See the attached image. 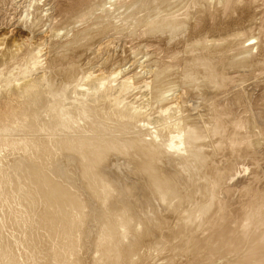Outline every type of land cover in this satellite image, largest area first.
<instances>
[{"label": "bare ground", "instance_id": "bare-ground-1", "mask_svg": "<svg viewBox=\"0 0 264 264\" xmlns=\"http://www.w3.org/2000/svg\"><path fill=\"white\" fill-rule=\"evenodd\" d=\"M141 1L142 0H0V264H41L38 262L37 257L40 253L41 261L42 258L46 259V249L52 254L56 264H81L78 258L79 255L75 254V249L78 242L81 241V237L86 236L84 231L86 230V226L88 228L89 223L87 224V221L89 220V216H92L88 213L90 212L89 208L92 206H87L89 201H87V198L85 200V196L100 203L96 209L101 213L102 217L106 215V217H103L105 224L102 222L104 225L101 227L98 234L100 237V250L113 247L110 241L104 240H106L108 233L118 231V228L122 229L125 224H129L125 226L123 230L125 238L131 240L134 239V237L136 238L137 236H135V234L138 233V231L142 234V232H140V230L143 229L142 225L137 219V221L133 222L131 220L132 217L128 213L126 214L127 211L125 212L124 208L130 210V207L128 208V201L125 202L124 198L120 196L121 194H113L108 191L109 187L105 184L106 182H110V169L114 167V164L110 162L111 155L127 154L130 155L129 157L131 158H136L137 161L147 156L148 158L166 159L172 162L171 166L176 167L181 160L182 163L183 160H190L192 162L194 156L207 151L205 149L212 146L211 140L214 139V137L212 139H210V137L222 131L218 126H213L212 129H208L210 132L205 133L206 131H204L203 133H199L196 130L198 127L195 128V126L191 125L188 110L193 104L191 100L193 97L191 93L194 91L191 89L193 85L190 83L187 85L184 84V86L182 84H180V86L174 84V81L170 79V73L173 70L167 69L172 67V63L174 62L173 56H168L166 59L165 57L160 58L157 55L158 46L171 44L173 37L170 33L176 29L184 31L187 28L190 36L192 34H197L203 26L204 17L207 19L221 13L224 14V11L231 6V3L239 7V14L246 15V13L252 12V4H254L253 2H256V0H242L240 4L237 1L241 0H235L236 3L234 0H225L220 9L215 8L214 0H203L199 10L191 9L196 3H199V0H171L168 8L163 10H161L162 8H157L147 15L135 13ZM141 8L139 10H141ZM254 11H258L260 17H262V19L264 18V6ZM115 18H119V21L116 22ZM18 27L22 30L20 40L15 37L9 43L6 42L10 38L7 39V35H11L12 31ZM6 29H8L7 32H2ZM255 31L257 32L248 33L244 40L242 36H239L240 34L236 33L234 37H231V40L238 42L237 44L242 43L240 47L241 53H247L246 56H249L248 58H259L262 55L264 56V30L257 27ZM82 40L84 41L81 42ZM219 40L222 41V39L215 40L213 38V40L211 39L206 45L213 49H220L224 42ZM232 49H234V47ZM189 50L190 49H188V51ZM252 53H254V55H251ZM71 60L79 62L80 65L78 66L83 67L80 71L81 74L77 76L74 81L69 82L65 79H61L57 84L54 80H50L49 67L53 66L54 69L59 68L67 72L69 67L70 69L75 67V65H71ZM213 60L214 59H212V61ZM227 72L228 71H226V73ZM231 73L233 74V72ZM228 76L230 75L228 74ZM233 76L231 77L233 78ZM235 76L237 77L238 75ZM254 77L253 79H255ZM220 78H222V76ZM260 82H262V79ZM258 85L264 86V83ZM224 86H226V84ZM204 91L207 92V90ZM204 91L203 93L205 94ZM207 93L210 94V92ZM209 94L205 96L208 97ZM198 95L199 94H197V96ZM227 100L228 99H226V101ZM244 102L246 101L244 100ZM195 103L196 102H194V104ZM202 104L204 105L205 103ZM214 107L216 108V106ZM259 111L256 112L258 113ZM219 112L216 114L218 115ZM210 114L209 116L212 115ZM223 114L224 113L220 115ZM255 117L254 115V118ZM226 122H228V120ZM226 122L225 124L223 122V124H229L230 126L231 122L227 124ZM218 125L222 127V124ZM237 131L238 130H236V132ZM228 135L229 138L230 135L232 136V134ZM224 139L222 138V140ZM235 141L236 139L233 138V145H235ZM241 143H243V141H241L240 144ZM240 147L243 148L244 146ZM240 147L239 150H241ZM226 150L228 151V149ZM8 156H11L13 159L10 163L14 168L13 171L11 170V165L4 163V159L6 157L8 158ZM259 158H262V156L260 157L259 155ZM202 159L201 157V161ZM128 160L125 169L129 173L130 170L134 169V166L130 162L131 159L129 162ZM243 164L244 163H242V165ZM138 165L135 166L138 167ZM141 165V169L151 168L148 164H145L147 167ZM242 165L237 164L236 169L235 163H228L227 168L230 172L224 174L222 177L231 181L233 177L237 176L238 178V176L244 175L246 171V173H248L251 167L247 168ZM259 165L256 168H259ZM256 168L254 167L255 170ZM114 171H116V169ZM172 171L175 172L176 168L175 171ZM61 173L65 174L64 177L62 176L63 178L60 177ZM114 173L115 172H113V174ZM169 173L171 174V172ZM218 173L219 172H217V175ZM74 174L77 177H75V179L78 180V183L75 185L74 180H72ZM153 174L154 173H148L145 176L148 175L150 176L149 178H151ZM69 175L73 176H70L72 179ZM208 177L210 179V175ZM114 178L116 177L114 176ZM140 179L141 178H139V180ZM180 179L181 178H179V180ZM190 179L193 180L192 178ZM152 180L153 183L149 182L153 184L155 189L159 190L161 179L154 177ZM113 181H115V179ZM213 182L214 181H212V183ZM191 184L193 185L194 183ZM202 184L207 185L208 183ZM185 185L187 184H184L183 187ZM260 187H264V185L261 184ZM212 189L210 188L211 191ZM236 189H231L232 192L230 195H232ZM84 190H86L89 195L83 197L81 193H84ZM214 190L216 191V189ZM164 191L165 198L173 194L169 187H165ZM175 193L174 195H176ZM192 193H194V191ZM192 193L190 192V194ZM105 194L106 197L104 198L103 195ZM214 195H216V193H214ZM17 196L27 201V205L31 206L30 201L35 202L32 206H38V208H35V215L33 214L34 218L31 216V220H28L29 214L26 213V205L16 201L17 199H15V197ZM223 196L224 195H222V197ZM102 197L104 200H102ZM114 197H116L115 200L112 199ZM182 200L179 202L174 201L171 207L173 206L176 210L179 206H184V200ZM214 201L217 203V200ZM98 207L100 210H98ZM91 209L93 210V208ZM209 210L210 209H207L205 213L208 214ZM113 211H115L116 214H118V211H121L123 219L114 218L113 213L110 215ZM238 213L236 216L239 217L241 212ZM260 213H262L263 216L254 215L255 219L259 220V225L249 223L246 219H241L238 223L236 222V227L232 228L230 235L228 237L226 236L227 239L225 243L221 245L228 247L231 251L233 246H238L240 249L242 247L243 237L245 239L247 233L253 234L254 240L257 238L262 239V243L256 244V248L252 249L255 260L251 264H264L263 206L260 207ZM169 215L170 213L168 216ZM225 215L224 213L223 216ZM94 216L95 214L90 217V220L95 218ZM228 218L227 216V219ZM222 219L223 217L220 215V217L215 220L217 226L221 225V227H224V220ZM208 221L209 220H207V222ZM183 224L184 223H182V225ZM182 225H180V229L183 228L181 227ZM192 225L193 224H191V227ZM186 228L188 229L190 227ZM4 229L7 230L5 233H3ZM89 230L90 229H88V231ZM133 230H136V233L135 231L133 232ZM96 232L98 231L96 230L94 234ZM120 233L118 231V234ZM223 233L219 232L217 236ZM59 239H61V242H59ZM201 240L202 245L206 242V246L204 247L209 250L208 252H211L210 250L215 249L217 246L220 247L221 244H217L218 242L215 243V240L210 238V236L206 238V235L205 238ZM119 241L121 242L120 238ZM244 248L242 249L245 250ZM225 249L228 251L227 248ZM219 252L223 253L222 250ZM234 255H236V253ZM110 258H113V256Z\"/></svg>", "mask_w": 264, "mask_h": 264}, {"label": "rangeland", "instance_id": "rangeland-1", "mask_svg": "<svg viewBox=\"0 0 264 264\" xmlns=\"http://www.w3.org/2000/svg\"><path fill=\"white\" fill-rule=\"evenodd\" d=\"M202 1L203 0H199V3H196L195 6L191 9L199 10L200 6L202 5ZM224 1L225 0H214L215 8L220 9L223 6ZM243 1H246V0H243ZM169 2H171V0H149V1L148 0H142L138 4L135 13L141 14V15H147V14L153 12L157 8H162L161 10H163V9H166L169 7ZM234 2L236 3L235 0H234ZM237 2L240 4L242 2V0L237 1ZM253 3L254 4H252V12L246 13V15L245 14H239V9H238L239 7L236 4L234 5L231 3V6L228 7L224 11V14L221 13L219 15L209 17L207 19H206V17H204L203 26L200 29V31H198L197 34H195V35L192 34L190 36V33H188L187 28L184 31H179L176 29L175 31H171V33H170L173 37V39L171 40V44L169 43L168 45H159L158 46V52H157L158 54L157 55L160 58L165 57V59H166V58H168V56H170V57L173 56L174 62L172 63V67H169L167 69L173 70L170 73L171 74L170 79H172L174 81V84H178L179 86H180V84H182L184 86V84L187 85L190 83L193 85L191 89L194 91L191 93L193 95L191 100L193 101V104H194V102H196L197 104L196 103L194 104L196 107L192 104V106L190 108L191 111H190V109L188 110V116H189V119H190L189 121H190L191 125L195 126V128L198 127L196 130L199 133H203L204 131H206L205 133L210 132L209 130L212 129L213 126H216V127L218 126V128H220L222 131H220V133H216L217 135L215 134L214 136L210 137V139H212L213 137H214V139L211 140L212 146L207 147L205 149L207 151H205L204 153L198 154L199 156L198 155L194 156V159H192L193 160L192 162L190 160H188V161L183 160V163H182V160H181V162L178 163V165H177L178 167L177 166L176 167L171 166L172 162H170L169 160H166V159L162 160L160 158L156 159L154 157L148 158V156H147L146 158L141 159L140 161H137L136 158H131V157H129L130 155H127V154L111 155L112 157L110 158V162L112 164H114V167L110 169V171L112 172V173L110 172V177H109V180L111 179L110 182H106L105 184L109 187L108 191L112 192L113 194H116V193H118L119 195L121 194L120 196L124 198V201L125 202L128 201L127 203L129 205L125 202L124 203L126 205H128V208L130 207V210H127L125 208H124V210H125V212L127 211L126 214L128 213L132 217V218L131 217L130 218L133 222L137 221V220H138V222H140V224L143 227V229L140 230V232H142V234L139 233V231H138V233H136V230H133V232L135 231V233H136L135 236H137V237L136 238L134 237V239H132V240L125 238V233L123 230L125 229V226L129 225V224L128 225L125 224V226L122 227V229L121 228L117 229L119 231V233L121 232L120 234H118V231L110 232V233H108L106 240H104V241H110L112 243L113 247L109 248V249L106 248V250H104V249L100 250L101 249V247L99 246V242H100L99 238L100 237L98 234L100 232L101 227L105 224V222L103 221L104 220L103 217H106V215H104L103 217L101 216V213H99V211H97V209H96L100 203H97L95 200L91 199L90 197L85 196V195H89V193L87 194V191L84 190V193L82 192L81 195L83 194V197L85 196V200H86V198L88 199L87 201H89V202L88 203L86 202L87 206L89 205V207L92 206L91 208H93V210L91 208H89L90 212H88V213L92 216L95 214V216H94L95 218H93L94 220L92 219L93 220L92 221V220H90L91 219L90 217H92V216H89L90 221L89 220H88L89 222L87 221V224L89 223L88 228L86 226V230L84 231L86 233V236H84L85 238L81 237V241H79L78 244L76 245L75 254L79 255L78 258L80 259L81 264H251L252 262H254L255 256L252 254V249L256 248V246H255L256 244L262 243V239L257 238L256 240H254L253 234L247 233L246 234L247 237H245V239L243 237V243L245 245L242 243V245H241L242 247L240 246L241 247L240 249L238 248V246H233L232 248L229 246L232 249V251H231L230 249H228V247H225L224 245H223L224 247L221 246L222 243L223 244L225 243L227 237L232 232V228H235L236 227L235 225L239 221H241V219L242 220L246 219L249 221V223L259 225L258 224L259 220L255 219L254 215L263 216L262 213H260V207L263 206V208H264V200H263L264 199V187H260V186H261V184L264 185V160H263L264 159V131H263L264 130V111H262V110H264V108H262V107H264V105H263L264 104V86L258 85V84L264 83V80H263L264 79L263 78L264 77V71H263V69H264V56L262 55L259 58H248L249 56H246L247 53H241L240 47L242 46L241 45L242 43L241 44L239 43L240 44L239 45V44H237L238 43L237 41L231 40V37H234L236 34H240L239 36H242V39L244 40V38L247 37L248 33L257 32V31H255L257 29V27H260V29L264 30V18L262 19V17H260V15L258 14V11H256V12L254 11V10H259V9L263 8L264 0H256V2H253ZM261 3H263V4H261ZM217 5H218V7H217ZM141 6H142V8H141ZM140 8H141V10H139ZM149 9H151V10H149ZM248 15H250V16H248ZM245 17H248V18H245ZM245 19H247V20H245ZM115 21L118 22L119 18H115ZM5 31L7 32L8 29H6L2 32H5ZM21 33H22V30L19 29V27L14 29L11 33L12 36L10 34L7 35V39L9 37L10 38L6 42L9 43L15 37H16V39L18 38L20 40V37H21L20 34ZM242 33H244V34H242ZM187 34H188V36H187ZM213 38L215 40L222 39V41L221 40H219V41L224 42L223 46L220 49H213V48L208 47L206 45L207 43H209V41L211 39L213 40ZM83 41L84 40H82L81 42H83ZM202 41H203V43H202ZM228 41H229V43H228ZM170 45H172V46H170ZM188 45H189V47H188ZM168 47H171V48H168ZM176 47H178V48H176ZM233 47H234V49H232ZM159 49H160V51H159ZM171 49H172V51H171ZM188 49H190L191 51L190 50L188 51ZM196 50H197V52H196ZM199 50H201V51H199ZM253 52H254V49H253ZM180 53H181V55H180ZM185 53H188V54H185ZM251 55H254V53H252ZM244 57H246V58H244ZM212 59H214V60L212 61ZM208 63L210 64V66ZM71 65H75V67L70 69V67L67 66V67H69L67 72L62 70V69H59V68L54 69L53 66L49 67L48 70L50 71L49 72L50 80H54V82H56L57 84L61 81V79H65L66 81H69V82L74 81L75 78L81 74L80 71H81V68H83V67L78 66V65H80L79 62H75L74 60L73 61L71 60ZM216 67H217V69H216ZM188 68H189V70H188ZM216 70H218V71H216ZM226 71H228L229 73L228 72L226 73ZM231 72H233L234 76L235 75H238V76L234 77ZM239 72H242V73H239ZM187 73H189L190 75ZM215 74H216V76H215ZM228 74L230 76H228ZM54 75H55V77H54ZM186 75H188V76H186ZM212 75H214V76H212ZM185 76H186V78H185ZM218 76H220V77L222 76V78H220ZM231 76H233V78L235 80ZM240 77H242V78H240ZM253 77L255 79H253ZM57 78H58V80H57ZM251 79H253V80H251ZM261 79H262V82H260ZM221 80L223 81V84H222ZM225 84H226V86H224ZM258 86H260V87H258ZM195 87H197V88H195ZM200 87H202V88H200ZM225 88H226V90H225ZM260 88H263V89H260ZM204 90H207V92H210V94ZM203 91L205 92V94L203 93ZM243 92H244V94H243ZM195 94H196V96H195ZM197 94H199L198 96H200V97H198ZM201 94H202V96H201ZM207 94L210 95V96L208 95L209 98L206 97ZM215 95H216V97H215ZM201 97H202V100H201ZM210 98H211V100H210ZM206 99L209 101H207ZM226 99H228V100L226 101ZM244 100L246 102H244ZM234 102H235V104H234ZM202 103H205V104L203 105ZM210 103H211V105H210ZM254 104H256V105H254ZM229 105L231 106V108ZM214 106H216V108ZM252 106H254V107H252ZM194 107H195V109H194ZM245 107H246V109H245ZM258 107H260V108H258ZM206 108H207V110H206ZM259 110H261V111H259ZM256 111H259V112L257 113ZM218 112H219V114L217 115L216 113H218ZM208 113L209 114L211 113L212 115L210 114L211 116H209ZM222 113H224V114L220 115ZM254 115L256 116L255 118H254ZM212 116H213V118H212ZM220 116H221V118H220ZM245 117L248 119H246ZM208 118H210V119H208ZM226 119L228 120V122H226L227 121ZM257 120H258V124H257ZM223 122H224V124H225V122H226V124L230 123V122L231 123H230V126H229V124H227L228 125L227 126V125H224ZM218 124H222V127ZM230 127H231V129H230ZM236 127H237V129H236ZM236 130H238V131L236 132ZM241 130H242V132H241ZM248 133H249L250 137H249ZM228 134H232V136L230 135L231 139L229 138ZM222 138L223 139L225 138V139L222 140ZM233 138L236 139L235 142L237 144L235 143V145H233L234 143H232ZM241 141H243V143L240 144ZM254 141H256V142H254ZM222 145H224V146L226 145L227 147L225 146L226 147L225 148ZM232 145L234 146V149H233ZM238 145H239V147L240 146H242V147L244 146V147L243 148L240 147L241 150H239ZM226 149H228V151ZM231 154H234V155H231ZM259 155H260V157L262 156V158H259ZM211 156H212V158H211ZM201 157L203 158L202 161H201ZM127 158L129 160L131 159L130 162L134 166V169L130 170L129 173L125 169V165H126L127 160H128ZM11 159H12L11 156H8V158L6 157L4 159V163L11 165V170L13 171L14 168H13L12 164H10L13 161V159L12 160ZM120 160H122V161H120ZM129 160H128V162H129ZM228 163H235L236 164L235 168L237 167V164L242 165V163H244L242 166H245L247 168H249V167H251V168L253 167V168H252V170L250 168L248 173H246L247 172L246 171L244 175H241L242 177L238 176V178H237V176H236V177H233L231 181H229V180H226L225 178L222 177L224 174L230 172V170L227 168ZM141 164L143 165V167H147L145 164H148L151 166V168L141 169V167H140ZM256 164H258V165L260 164L259 168H256V167H258V165H256ZM135 165H138V167H136ZM169 165H170V167H169ZM181 165H183V166H181ZM167 166H168V169H167ZM194 167H196V168H194ZM254 167L256 168V170L254 169ZM170 168L174 171L176 168V171L173 172ZM115 169H116V171H114ZM177 171H179V172H177ZM113 172H115V173L113 174ZM169 172H171V174ZM217 172H219L218 175H217ZM116 173H118V174H116ZM148 173H154V174L151 175V178H149L150 176H148V175L145 176ZM172 173H174V174H172ZM212 173H214V174H212ZM64 175L65 174L61 173L60 177L63 178ZM189 175L192 177H190ZM209 175H210V179L208 177ZM70 176L71 175H69V177ZM73 176H74V178L72 179L71 177H73ZM73 176H71L70 178L72 180H74V185H75L78 183V180L75 179V177H76L75 174ZM114 176L116 178H114ZM66 177H67V175H66ZM154 177H157V179H161L159 190L155 189L153 184L150 183V182L153 183L152 178L154 179ZM178 177L181 178L180 179L181 181L179 180ZM139 178H141V179L139 180ZM190 178H192L193 180H191ZM112 179L113 180L115 179V181L116 180L117 181L115 182ZM145 179H147L148 181ZM120 180L122 183L120 182ZM212 181H214V182L212 183ZM189 182H190V184H189ZM221 182H223V183H221ZM231 182H233V183H231ZM110 183H113V184H110ZM148 183H150V184H148ZM183 183L187 184V185H185L186 187L185 186L183 187V185H184ZM191 183H194V184L192 185ZM202 183H206V184L208 183L207 185L209 187L205 184H202ZM197 184H198V186H197ZM224 184H226V185H224ZM190 186H191V188H190ZM196 186H197V188H196ZM146 187H147V189H146ZM149 187H151L152 189ZM165 187H169L173 193L168 198L164 197V192H165L164 188ZM213 187H215V188H213ZM210 188L211 189L213 188L212 189L213 192L210 190ZM243 188H246V189H243ZM201 189H203V190H201ZM214 189H216V191ZM231 189H236V191L233 192L232 195H230L232 192ZM81 190H83V189H81ZM207 190H208V192H207ZM183 191H185V192H183ZM193 191H194V193L196 191V193L195 194L192 193ZM190 192L192 194H190ZM198 192H200V193H198ZM202 192H203V194H202ZM174 193L176 195L177 194L178 195L176 196V195H174ZM214 193H216V195H214ZM106 194H107V192H106ZM106 194L103 195L104 198L106 197ZM160 194H161V196H160ZM183 194H185L187 197ZM197 194H198V196H197ZM122 195H125V196H122ZM190 195H192V196H190ZM193 195L195 196V198ZM222 195H224V196L222 197ZM229 195H230V197H229ZM237 196H238V198H237ZM103 197H102V200H104ZM173 197H174V199H173ZM184 197L187 201L184 199ZM210 197H212L213 199ZM115 198L116 197H114L112 199L115 200ZM15 199H17L16 201H19L22 204L26 205L25 207L27 209H25V210L27 211L26 213L29 214L28 220H31V216H32V218H34L33 214L35 215V211H36L35 208H38V206L37 207L32 206V205H34L35 202L30 201L31 202V206H30V205H27L28 204L27 201L23 200L19 196L15 197ZM129 199H130V201H129ZM182 199L184 200V203H183L184 206H179V208H176V210H175V208H173V206L171 207V205L174 204V201L179 202ZM214 200H217V203ZM253 204H254V206H253ZM207 205H208V207H207ZM240 205H242V206H240ZM243 205H245V206H243ZM93 206H95V207H93ZM162 206H164V207H162ZM237 206H238V208H237ZM246 206H247V208H246ZM234 207H236V208H234ZM226 208H227V210H226ZM95 209H96V212H95ZM170 209H172V210H170ZM207 209H210L208 214L205 213V211ZM235 209L236 210L238 209L237 211L239 213L240 212L241 213L239 214ZM98 210H100L99 207H98ZM91 211L92 212L94 211V212L92 213ZM189 212H191V213H189ZM211 212H212V214H211ZM112 213L114 215V218L117 217L120 220L123 219L121 211H118V214H116V212L113 211V212H111L110 215H112ZM169 213H170V215L168 216ZM187 213L190 215V217ZM224 213L229 217L228 219H227L226 215L223 216ZM237 213L239 214V217L236 216ZM0 214H1V210H0ZM199 215H200V217H199ZM213 215H215V216H213ZM220 215H222V217H223L222 220H224V225H223L224 227H221V225L217 226V224L215 223V220L218 217H220ZM242 217H244V218H242ZM178 219H180V220H178ZM207 220H209V221L207 222ZM232 220H234V221H232ZM102 222H104V224ZM179 222H182L184 224L182 225V223H179ZM233 222H235V223H233ZM145 223H147V224H145ZM178 224L182 225L181 227H183V228L180 229L179 228L180 225H178ZM191 224H193L192 225L193 228L191 227ZM230 224H232L234 226H232ZM186 227H190V228L187 229ZM88 229H90V230L88 231ZM220 229H223L224 231L220 230ZM96 230L98 232H96L95 233L96 235H95L94 232ZM143 230H144V232H143ZM188 230H189V232H188ZM6 231L7 230L4 229L3 233H5ZM206 231L208 232V234ZM200 232L201 233L203 232V233L201 234ZM216 232H217V234H216ZM219 232L220 233L224 232V233L217 236ZM90 234H92V235H90ZM113 234H114V236H113ZM199 234H200V236H199ZM215 234L217 237L215 236ZM205 235H206V238H208V236H210V238L215 240V243H217V242H218L217 244L221 243L220 247L217 246L219 249L216 247L215 249H211L210 250L211 252H208L209 250H207L204 247V246H206V242L204 243V245H202V243H201V241H202L201 239H204ZM252 236H253V238H252ZM256 236H257V234H256ZM199 237H202V238H199ZM218 237L221 239H219ZM119 238H120L121 242L119 241ZM248 238H249V240H248ZM93 239H96V240H93ZM167 239H169V240H167ZM184 239H187V240H184ZM244 241H246V242H244ZM59 242H61V239H59ZM82 243H83V245H82ZM244 246H245V248H244ZM115 247H117L119 249H117ZM225 248H227L228 251H226ZM242 248H244L245 250H243ZM224 249H225V251H224ZM218 250L219 251L222 250L223 253L219 252ZM115 251H116V253H115ZM239 251H240V254H239ZM117 253H118V255H117ZM185 253H186V255H185ZM235 253H236V255H234ZM46 255H47L46 259L42 258V261H41V256L39 253V255L37 257L38 262L41 264H56L54 258L52 257V254H50L47 249H46ZM112 256H113V258H110ZM119 258H120V260H119ZM102 260H104V261H102Z\"/></svg>", "mask_w": 264, "mask_h": 264}]
</instances>
